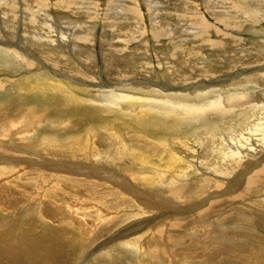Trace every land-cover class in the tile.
Listing matches in <instances>:
<instances>
[{
  "label": "rangeland",
  "instance_id": "1",
  "mask_svg": "<svg viewBox=\"0 0 264 264\" xmlns=\"http://www.w3.org/2000/svg\"><path fill=\"white\" fill-rule=\"evenodd\" d=\"M59 1L63 5H57L56 0H45L44 5L48 9L52 8V16L55 14V16L62 15L71 19L86 20L88 25L84 26L89 29L93 24L92 30L90 29L92 33L85 39L86 43L83 45L81 42H77L83 51L92 56V58H86L83 65L75 68H83V73L87 74L86 79L80 75H76L77 77L75 76L73 79L71 75L50 69L48 62L41 54L44 52L41 45L37 44L34 48L20 45L22 36L26 35V32H35L34 27H29L32 22L34 23L33 20L41 18L38 13L32 14L26 9L24 10L25 5H22L28 3L42 7L43 3H40L39 0L15 1V7H11L14 15L6 17L7 22L13 21L11 27L14 29L11 31L8 30L7 23L3 24L5 16L0 17V22H2L0 23V42L4 40L0 43V253L12 252L20 259V264H29V260L32 262L34 255H26L25 252L22 254L23 249L27 250L29 247L25 244L26 242L18 244L22 235L25 234L21 227L27 225L29 233L32 236L34 234L35 237L46 238L51 237V233L60 232V236H63L61 239L65 242L62 247L64 248L66 245L67 251L65 252L73 253L71 258L64 255L61 260L62 264H168L169 261L170 264H264L262 255H251V251L255 248L254 240L264 237V206L255 201V197L249 198L250 196L242 199L245 203L234 197L233 205L226 207L227 210L223 211L224 213H215L216 216L209 213L206 215L197 214L205 210V204L199 207L187 204L185 207L192 210L189 213L192 216L187 215L186 218L182 216L179 218L180 220H176L182 222L187 220L189 221L188 225L183 222L180 226L170 227L169 222L175 221L172 216H167L162 221H153L149 227L142 231L123 238L122 243L110 244L106 248L100 245L109 240L116 231L130 226L138 219L142 222L156 218L158 216L156 208L167 203L168 197L166 193L152 190L154 186H150L149 191L145 192L143 191L144 187L134 181L127 180L131 179L130 174L138 172V170L142 171L140 173L144 172L146 177L149 175L145 173L150 171L139 166L138 163L135 165V169L133 161L123 153L124 150L120 151L117 147L118 144H113L107 139L106 132L98 127L101 125L99 121L89 120L90 123L88 121L85 126L84 123L72 119L74 110H77L81 115L89 111L96 114L102 113L107 121L103 126L108 128L110 134L114 133V128L120 126L118 123L121 120H125L126 127H122L123 130L128 129L136 132L141 135L143 140L152 143L151 146H158L157 144H160L163 139L167 140L168 146H173L174 142L179 143L176 135L181 137V134L183 137L189 138L188 141L187 139L183 141L188 142L187 144L191 146L192 150L196 151L191 165L189 167H186V164L182 165L187 176L185 181L192 182L203 178L205 173L198 170L197 164L198 162L202 163L204 159L211 158L210 154L213 153L211 146L213 147L214 141L217 144L219 139V135L216 134L217 128H225L235 118L241 117L245 113L244 111H247L246 116H243V118L248 117L245 119L246 124L258 125L264 129V35L251 32L253 27L264 28V19H261L260 24L255 23L256 26L253 24V20L247 19V16L239 18L237 23L241 24L238 29L240 31L220 27L223 34L220 33L217 40L220 41L223 49L209 51L208 54H212L210 57L212 61L206 62L203 60L206 58L204 55L206 52H203L200 42L194 40L200 39L197 38L198 30L192 25L190 27V24L197 23L199 20L197 18L200 17L211 25L217 26L209 6L217 9V14L234 11L229 2L223 1L221 6L216 7L210 4L206 6V2H204L206 0ZM8 5V3L7 5L4 3L0 6L1 15L8 10ZM187 8L189 11L191 10V13H194L195 17L192 16L191 20L187 19L188 15L184 11ZM244 21L247 22L241 23ZM38 28H42V26L39 24ZM78 29L81 28L72 32L78 31ZM44 31L46 30L42 28V33ZM68 32L71 31L68 30ZM156 32H162L165 37L162 36L159 40L155 39ZM207 34H211V30H208ZM50 35H52L51 32ZM107 36L114 37V41L106 42ZM212 38L214 39V37ZM6 40L11 45L7 44ZM69 45L68 49L72 47V44ZM13 49L16 52L24 53L23 55L27 53L26 58L32 61L33 66L31 68L22 66L23 63L19 61L18 65L11 51ZM240 49L243 51H239ZM167 51L173 53L175 57L182 58L186 63H202L203 61L207 64L199 63L197 69L190 67L199 78L189 82H179L182 84L180 85L178 83L180 74H173L176 75L173 79L165 69L164 58ZM134 52L137 55L134 54L135 57L132 59L135 61L132 62L129 58L131 55L133 56ZM109 53L114 59L110 60L111 62L106 59V55ZM89 55L86 54V56ZM117 59L120 60L116 61ZM147 61L152 64V68L148 70L141 65ZM157 62L162 63H160L161 68L157 66ZM152 71L155 76L149 74ZM66 75L69 76L68 79L77 83V88L75 85L66 84L68 88H65L61 96L46 94L44 97L37 90L34 91L37 86L43 88L38 83L51 81L64 83L62 76ZM157 75L163 79L161 83L166 85L163 86L164 89L171 88L165 90L162 93L164 95H141V93L132 90L120 89L117 85L126 80H141L147 81L141 87L151 90L153 85L150 82L160 83ZM207 77L210 79L209 82L213 80L212 82L215 81V83L206 88L209 91L204 92L202 97H196L195 87H188L196 86V83L202 82ZM243 77L258 82V86H238L243 82ZM173 86L179 87L180 90L178 88L173 90ZM36 91L38 95L34 96ZM180 93L182 97L179 95ZM68 94L81 103L79 108L67 104L66 96ZM175 95L179 97L176 98ZM210 103H220L224 111L217 112V115L215 113L206 115L202 119L189 114L187 120L183 122H173L171 119L172 114H179L178 118L184 117L188 107L205 106ZM151 113L163 114V116L158 115V118L164 117L167 122L172 123V126L165 127L161 131H147L145 135L148 138L145 139L142 136L144 133L137 124L144 117L152 116ZM104 118L100 121L104 122ZM93 123L94 126H91ZM207 123L210 124L205 126ZM128 126L131 128L129 129ZM88 127H92L93 131L87 132ZM204 130L211 134L210 140L203 136ZM49 136L57 139L58 145H54L62 152L65 149H62L61 145H67L70 141H73L72 143L77 141L85 147L94 142L96 146L94 153L88 151L75 153V156L80 158V162L75 163L74 166L75 169L80 166L84 169L88 166L87 168L91 169L90 175L95 181L90 178L86 179V176L76 175L75 171L71 169V161L61 160V163L63 162L61 164L60 161L54 159L55 157L48 154L46 148L36 150V146L40 145L42 139ZM107 141L108 143H106ZM144 148L147 151L140 150L143 155L146 152L149 153V148ZM61 151L59 154L62 153ZM154 154L151 159L161 163L158 161V156ZM111 155L114 156L113 159H110ZM240 155L245 162L257 163L264 156V147L256 143V145H252L251 152H241ZM91 160L94 165L90 164ZM52 163L61 165H59L60 167L51 166ZM60 170H63L64 173ZM237 171L239 173V170L234 171L235 176L238 174ZM176 172L172 171V173ZM62 176H65L64 180L70 181L59 180ZM104 179L110 180L103 182ZM114 179L115 181L126 180L128 184L131 183L134 186L135 191L138 192L135 202L129 200L132 198L128 194L120 193L121 196L115 199L108 196L109 192L105 189ZM53 180L57 181L54 185L60 182L65 185L62 187V192L55 191L49 199L46 195L51 192V187L45 183ZM89 181L96 182L93 184L95 190L91 193L81 190L84 184L90 185ZM77 182L81 184H77ZM71 186L72 188H66ZM212 193L213 191L210 194ZM236 193L234 192L232 195L235 196ZM77 198L78 201L75 200ZM252 200L254 201L251 202ZM39 203L40 207L37 206ZM65 203L68 204L69 209ZM128 205H137L141 209L140 215H136L135 218L133 215L130 216L128 214L130 208L128 211L126 210L127 214L121 210L120 215L116 213L119 210L110 209V207L116 209ZM10 214H17L16 220L13 221L12 217H9L8 224L5 225L3 221H7V219L3 220L2 217L10 216ZM106 214V219H97L98 216ZM198 215L202 217L200 218ZM228 216L234 218H227ZM248 220L251 221L247 222ZM113 221H117L114 227L119 226L115 230L111 227L112 225L108 224ZM13 224L16 229L11 227ZM104 226L112 228L114 231L102 236L100 233L97 236H101V238L91 242L93 241L91 237L96 234V229L102 230ZM30 234L28 235L31 236ZM8 235H11L10 238ZM241 238L243 240H239ZM213 243L218 245L209 247ZM219 250L229 253L224 255L221 253L223 256L220 257ZM261 250L257 249L254 253H259ZM216 251L217 254H214ZM106 253H109L108 256ZM35 262L39 264V261L32 263Z\"/></svg>",
  "mask_w": 264,
  "mask_h": 264
},
{
  "label": "bare ground",
  "instance_id": "2",
  "mask_svg": "<svg viewBox=\"0 0 264 264\" xmlns=\"http://www.w3.org/2000/svg\"><path fill=\"white\" fill-rule=\"evenodd\" d=\"M15 1L16 0H0V6L4 3H6V5H7V3L9 4L8 10L6 12H4L2 15L0 13V17L5 16V18H3L4 19L3 24L7 23V25H8L7 28L10 31L14 29V27H11L12 26L11 24L13 23V21L7 22L6 17L9 18V17L14 15V11L12 10L11 7H15V5H16V4H14V3H16ZM223 1L229 2L234 11L230 10L231 12H219L217 14V12H216L217 9H214L213 7L209 6V4L212 6H216V7L221 6ZM39 2L43 3L42 5L44 6V8H43V6L40 7L39 5H33V4H28V3H27L28 5L27 4L22 5V6L25 5L24 10L26 9V11L31 12L32 14L38 13V15L41 18L33 20L34 23L32 22L29 27L30 28L34 27L35 32H32V33L26 32L25 33L26 35L22 36L23 39H22V41H20V45L22 47L31 46L33 48L37 44L41 45L44 52L43 53L40 52V53L44 56V59L48 62L50 69L52 68L54 71L57 70V71H60L62 73H66L68 75H71V77L73 79L75 78L76 75H80V77H82V78L84 77V79H86L87 74L83 73V68H80V69L79 68L75 69V68L83 65L85 62V59L88 57L92 58V56L89 55L87 52L83 51V49H81L77 45V42H79V43L81 42V44H83V45L86 43L85 39L88 35H90L92 33L91 30L93 28V24H91V26H90L91 30H90L89 28L86 27L88 25L86 20L75 19V18L71 19L69 17L62 16V15L55 16V14H54V16H52V14H53L51 12L52 8L48 9L46 7V5H44L45 0H39ZM204 2H206V6L210 7L211 15L213 17V20L217 23V26L211 25L207 20H202V19H200V17H198L197 19H199V20L197 21V23L190 24V27L192 25L193 27L197 28V30H198L197 38H200V39H194V40L195 41L198 40L200 42L201 48H203L202 49L203 52H206V54H204L206 58H204V59L202 58L203 60H206V62L212 61V60H210V57L212 54L209 55L208 54L209 51L213 52L215 49H219V50L223 49L220 41L217 40V39H219V38H217L219 36V34L222 33L221 30L219 29L220 27L223 29H230V30L233 29L234 31H236L239 29V27H240L239 25H241V24L237 23L239 18L247 16L248 20H253L254 25H256L255 23L260 24L261 19H264V15H263L264 14V0H206ZM56 4L57 5H63L62 2H60L59 0H56ZM52 7H54V6H52ZM251 9H253V10H251ZM184 11L188 15L187 19L191 20V17L194 16L193 15L194 13H191L190 12L191 10L189 11L188 8H187V10H184ZM42 17H44V18H42ZM246 22L247 21H244L241 23H246ZM0 23H2V22H0ZM39 24H40V26H42V28H44L46 30V31H44V33H42V28H38ZM84 25H86V26H84ZM77 28H81V29L80 30L78 29V31L72 32V31L76 30ZM49 29H50V31H49ZM68 30L71 32L69 33ZM208 30H211V34H207ZM238 31H240V30H238ZM50 32L52 33V35H50ZM251 32H253L254 34L258 33L259 35H264V28L261 29V28H258V26L255 28L253 27ZM162 36L165 37V35L162 32H156V35H154V38L159 40V38ZM208 36H211V37L209 38ZM78 37H79V39H78ZM111 37L112 36H107L106 42H108V43L113 42L114 37H112V38ZM212 37H214V39ZM75 39H77V40H75ZM3 41L4 40H2L0 43H2ZM5 42L7 44H10V42L7 40ZM69 44H72V47L68 49L67 46H70ZM125 50L127 51V49H125ZM11 51L13 52L12 54L14 55L15 60L17 62L19 61V62L23 63L22 66H25V67L27 66L28 68H31L33 66L32 61H30L26 58L27 53H25V55H23L24 53L16 52L14 49ZM239 51H243V49H240ZM82 53H84L85 55ZM166 53L167 54H165V58H164L165 59V61H164L165 62V69H167V72H169L170 76L173 77V79H175L174 77L176 76V75L174 76L173 74H175V73L180 74L179 75L180 78L178 79V83L179 82H189V81H192L194 79L196 80L197 78H199L198 75L190 69V67L191 68L194 67L193 69H197L196 68L197 64H199L201 62H195L193 64L191 62L186 63V62H184V60L182 58L175 57L173 55V53H169V51H167ZM86 54L89 56H86ZM134 54H136V52L133 53V56L132 55L130 56L131 59L129 58V60L132 62L135 61V60H133L135 57ZM111 57H112V55L110 53L108 55H106L107 60L113 61L114 59H112ZM119 60L120 59H117L116 61H119ZM198 61H199V59H198ZM223 61H225V60H223ZM19 62H18V65H19ZM160 63H158V65H157L159 68H161ZM201 64H207V63L202 61ZM141 65L143 67L145 66L144 69H147V70L152 68V64L150 63V61L142 63ZM139 67H141V66L139 65ZM136 68H137V66H136ZM125 72H126V70H125ZM143 72L145 73L146 71H143ZM214 73H215V71H214ZM149 74H151V75L153 74L155 76V73L153 71L149 72ZM68 75L62 76L64 83H62L61 81L46 82L47 84L43 83V82L38 83L39 85H42L43 88L35 85V86H37V88H34V91L37 90L39 92V94L43 95L44 97L46 96V94H49V95L50 94H59L61 96L64 93L65 88H68V85H71V86L75 85L76 88L78 87L77 83H74L73 80L68 79V77H69ZM157 77H159L158 80L160 81V83L156 82L157 84H154V83L150 82V84L153 85L151 90L143 89L141 87V85L146 83L147 81L143 82L141 80L140 81H131V80L128 81V80H126L125 82L123 81L122 83H118L117 85L119 86L120 89L132 90L134 92L141 93V95L142 94L143 95L144 94H151L152 96L153 95L159 96L158 94L164 95L162 93H164L165 90H169L171 88L166 87V89H164V87L166 85H164V83L163 84L161 83L163 79H160L159 75H157ZM164 79H165V77H164ZM209 80L210 79L208 77L204 78L203 81L201 80L202 82H198V81H197L198 83L195 82L197 84L196 86L193 85V86H190L188 88L195 87L194 92H197L196 97H202L204 92L209 91L206 88H208L210 85L215 83V81L212 82L213 81L212 80L211 82H209ZM167 83L169 84L168 81H167ZM257 83L258 82H253L250 79L243 77V82L238 84V86H244V85L258 86ZM66 84H68V85H66ZM179 84L182 85L181 83H179ZM169 86H170V84H169ZM86 87L87 88H93L90 86H86ZM176 88L179 89V87H174V86L172 89L174 90ZM37 91H36V93H34V96H35V94L38 95ZM31 93H32V91H31ZM179 95L181 96V93ZM175 96L177 98L178 95H175ZM152 101H154V100H152ZM66 102L69 106H72V107H78L79 108L81 106V103L79 101H77L70 94H68L66 96ZM222 108L223 107L220 103H210L209 105H205V106L202 105V106H198V107H188L185 110V114H184L185 116L184 117L178 118L179 114H172L171 119L173 122H177V121L183 122V121L187 120V117L189 116V114H190V116H195V117H198L199 119H202V117H205L206 115H209V114L212 115L215 113L217 115V112H219L221 110L224 111V109H222ZM148 110L151 111L149 108H148ZM244 112L245 113L243 115L241 114L242 115L241 117L239 116V117L235 118L233 120V122H230L225 128H221V129L217 128L218 131L216 132V134L219 135V139H218L217 144L214 141L213 147L211 146V149H213V153L210 154L211 158L209 160L204 159L202 163L198 162V164H197L198 170L201 171L202 173H205L204 177L200 178L196 181L186 182L185 179L187 176H186L185 171L182 169V165L186 164V167H189L191 165L190 163H192V161H193L194 155H196V151L192 150L191 146H189L187 144L188 142L183 141V140L187 139V137L185 138L181 134H180L181 137H177L179 135H176V139L179 141V143L174 142L173 146L172 145L168 146L167 140L163 139L160 142V144H157L158 146L152 145L153 146L152 147L151 146L152 143L147 142V140H143L141 138V135L136 134V132H133L132 130H128V129H126V131L123 130L122 127H126L124 125L125 120H121L120 123H118L120 126L117 125L118 127L113 129L114 133L110 134L108 131V128L106 129V126H103L104 124H106L107 121L105 120L102 113L96 114L92 111H89V112L85 113L84 115H81L77 110H74L72 112L73 121H78V122H81L84 124L87 123L89 120H92V122L99 121V123H101V125L98 127H100L103 131L106 132L107 136L106 135L105 136L107 137V139H109L113 144H115V143L118 144L117 147L119 148L120 151L124 150L123 153L125 155H127L131 161H133L132 163H133L134 168L136 167L135 165H137V163H138L139 166H143L147 170L150 171V172L147 171L149 174L147 172L145 173L146 175H149V177L144 176V172L140 173L142 171H139V170H138V172H133L132 174H130L131 179H127L128 181H134L136 184L141 185L142 187L145 188V189H143V191H145V192L149 191L150 186H154L152 190H155V191H158L161 193H166L167 197H168L167 203L156 208V209H158V212H157L158 216H156V218L147 219L146 221L143 220L142 222L140 221V219L136 220L135 222L131 221L132 223L130 226L123 228L122 230L117 229L118 232L116 231L112 235V237L109 238V240H106L103 244H100V245H102L103 247L105 246V248H106V246H108L110 244H114V243L119 244L120 242L122 243L123 238H127L131 235H134L137 232H140L143 229L149 227V225L153 221H157V222H158V220L162 221L167 216H172V218H174L173 221H175L173 223L169 222V224L171 225V226L169 225L170 227L180 226V224H183V222H184V224L188 225L189 221H187V220L184 221L183 218H182L183 222L178 221V220H180L179 218H181L182 216H184L186 218L187 215H189V213L192 212V210L185 207V205H187V204H190V206H191V204H193L194 205L193 207H199V206L205 204V207H206L205 210H202L203 212H199L197 214H199V215L205 214L206 215L207 213H209V214H213V216L214 215L216 216L215 213L226 211L227 210L226 207H230L231 205H233L234 197H235V199H241L240 202H242V203L243 202L245 203V201H242V199L245 198L246 196H250L249 198L255 197L254 198L255 201H258L259 203H261L264 206V198H263L264 197V166H263L264 165V156H262L260 161H258L257 163L252 162L253 163L252 164L250 162L243 161L244 159L240 155L241 152H245V153L251 152L252 145H256V143L260 144L262 147H264V129H261V127H259L258 125H247L246 124L247 122L245 119H247L248 117L243 118V116H246L247 111H244ZM151 115L152 116L144 117L137 124V126L142 130V133H144V134H142V136L145 139L148 138L147 135H145L147 131H149V132H155L156 130L161 131V129H164L165 127L172 126V123L167 122L164 119V117L158 118V115L163 116V114L151 113ZM235 115H237V114H235ZM103 118H104V122H101L100 120H103ZM119 119L117 120L118 122H119ZM89 123H90V121H89ZM208 124H210V123L205 124V126ZM89 125H91V124H89ZM85 126H86V124H85ZM91 126H94V123ZM214 126L216 127V124ZM130 128L131 127H129V129ZM92 129H93L92 127H88L87 132L93 131ZM203 133H204L203 136H205L207 138V140L211 139L210 133L208 134V132H205V130ZM56 140L57 139H54V137L53 138L50 136L46 137V138L42 139L39 146H36V148H37L36 150H43L46 148L48 154L55 157L54 159H56V161H58V162L60 161L59 163H61V160L71 161V163H72L71 169L73 171H75L74 173L76 175L86 176V179L90 178V180L95 181L93 176L90 175L91 169L90 168L88 169L87 168L88 166L84 167V169H82L83 167H81V166L77 167L75 169V166H74L75 163L80 162V158H77L75 156V153H77L79 151H88L89 153H94V151L96 150V146L94 145V142L90 143L89 145H87V147H85L84 145H80L79 142H77V141H74V143H72L73 141H70V142H68L67 145H65V144L61 145L62 149H65V151L62 152L60 148H58L54 145V144L58 145ZM188 140H189V138L187 139V141ZM106 143H108V141ZM106 143H105V145H106ZM140 145H141L142 149H141ZM144 147L149 148L148 149L149 153L146 152L145 155H143L142 152L140 151V150L147 151V149H145ZM151 147H152V149H151ZM127 148H130V149L127 151L126 150ZM57 149H59V150H57ZM60 151L62 153L59 154ZM153 153H155L154 155L158 156V158H159L158 161H161V163H159V162L157 163L156 160L153 161L151 159ZM154 155H153V157H154ZM43 156H44V154H43ZM102 156H104V155L102 154ZM64 158H66V159H64ZM113 158H114V156L111 155L110 159H113ZM61 164L52 163L50 165L51 166L56 165L57 167H60L59 165H61ZM90 164L94 165V162L91 160ZM173 167H175V168H173ZM58 169H61V168H58ZM236 170H239V173L237 171L236 173H238V174L235 176L234 171H236ZM172 171L173 172L177 171V172L172 173ZM60 172H63V170H60ZM63 178H65V176H62V178H60L59 180L66 181V182L70 181V180H64ZM109 180L110 179H104L103 182H109ZM111 181H113V182H110L109 187H107L105 189L107 192H109L108 196L113 197V198L111 197V199H115L116 197L121 196V194L123 193V194H128L132 198L129 200H131V201L135 200L136 201L135 196L138 194V192L135 191L134 186L130 182H129L130 184H128L126 182V180L125 181H122V180L121 181H115V179L111 180ZM56 182H57L56 180H53V181H49L48 183H45L47 186L49 185L51 187L50 191L52 193L49 192L46 195L47 197H49V199L55 193V191H57V192L63 191L62 187L65 184L63 182H60L59 184L54 185ZM89 182H90V185L84 184L81 190H84L85 192H88V193L93 192L95 190V187L93 186V184H96V182H91V181H89ZM77 184H81V183L77 182ZM51 185H53V186H51ZM66 188L67 189L72 188V186L66 187ZM45 190H46V188H45ZM211 191H213L212 194H210ZM204 192H206V193L204 194ZM234 192L235 193L237 192L235 196L232 195V194H234ZM230 196H232V197H230ZM75 200L78 201V198ZM253 201L254 200H252L251 202H253ZM66 204L67 203H65V205ZM248 204H249V202H248ZM39 205H40V203L37 206L40 207ZM195 205H197V206H195ZM221 205H223V206H221ZM67 206H68V204H67ZM38 207H36V208H38ZM220 207H223V208H220ZM69 208L70 207L68 206V209ZM129 208H130V210L128 211ZM232 208H233V206H232ZM110 209L119 210L116 212L118 214L120 213L121 210H122V212L124 211V213H126L128 211V214L130 216L133 215V218L137 217L136 215L139 216L140 215L139 213L141 210L137 205H128V206H123L121 208H116V209H114L113 207H110ZM190 216H192V215H189V217ZM9 217H12V220L15 221L17 214H13V215L10 214V216L9 215L3 216L2 217L3 220L7 219V221L6 220L3 221V223L5 225L8 224V221H9L8 218ZM106 218H107V214L97 217L98 220L99 219L102 220V219H106ZM210 218H211V216H210ZM227 218L233 219L234 217L228 216ZM176 219H178V220H176ZM207 219H208V217H207ZM207 219H205V220H207ZM251 220H253V219H251ZM251 220H248L247 222H249ZM116 222L117 221H115V222L113 221V222H109L108 224L112 225L111 227L114 228V230H115L116 228L119 227L118 225H116L117 227H114ZM4 224H3V226H4ZM14 224L11 227L16 229V226H14ZM28 228H29V226L25 225L23 227V225H22L21 229L24 230L23 232L25 234L22 235V238H21V240L18 241V244L26 242L25 244H27L29 247L27 250L23 249L22 254H24V252H25L26 255L27 254L34 255L36 258L34 257L32 262L33 261H39V264H62L61 260H62V257L64 255L71 258V254H73V253H66L65 252V251H67L66 245L64 246V248L62 247V244L64 245L65 242L61 239V237H63V236H60V232L58 233V231H57V233H51V237H46L47 238L46 239L45 237L44 238L35 237L34 234L32 236L29 233ZM112 228L110 229L107 226H104V227H102V230L96 229V232H95L96 234H93V236L91 237L93 240L91 242L97 241L99 238H101V236L103 234L110 233V232L114 231ZM100 233H101V236H97ZM28 234H30L31 236H29ZM10 236L11 235H8V238H10ZM95 238H97V239H95ZM245 238H246V236H245ZM239 240H243V239L241 238ZM254 241H255L254 242L255 248L253 249V251H251L252 252L251 255H253V256L262 255L264 257V237H262L260 239L257 238ZM216 245H218V244L213 243L209 247H212V246L216 247ZM200 246H201V244H200ZM257 249H259V250L262 249V250L259 253H257V252L254 253V251H256ZM19 251H21V250H19ZM218 252H219V256L221 257L224 254H227L228 251L219 250ZM221 253H223V255ZM106 254L108 256L109 253H106ZM214 254H217V251ZM25 259H27V258H25ZM239 260H241V259H239ZM251 260H253V259H251ZM32 262H30V260H29V264H33ZM170 263L171 262L169 261L168 264H170ZM239 263H240V261H239ZM242 263H243V261H242ZM0 264H20V259H18L16 257V255L13 254L12 252H7L4 254L0 253ZM34 264H38V263L35 262Z\"/></svg>",
  "mask_w": 264,
  "mask_h": 264
}]
</instances>
